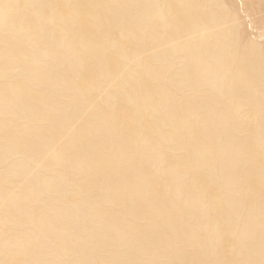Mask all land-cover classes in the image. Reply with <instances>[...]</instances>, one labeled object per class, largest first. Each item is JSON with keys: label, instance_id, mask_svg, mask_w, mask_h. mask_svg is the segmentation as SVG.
<instances>
[{"label": "bare ground", "instance_id": "bare-ground-1", "mask_svg": "<svg viewBox=\"0 0 264 264\" xmlns=\"http://www.w3.org/2000/svg\"><path fill=\"white\" fill-rule=\"evenodd\" d=\"M240 2L241 13L225 0H0V71L13 86L57 83L62 92L72 74L81 101L72 107L83 106L86 126L56 111L52 128L67 133L46 140V151L25 123L14 122L13 133L8 122L0 125V264L28 253L36 254L30 264H112L114 249L126 264L129 244L146 235L139 221L162 240L155 259L141 247L140 264H174L187 256L174 248L178 239L202 242L191 229L203 219L234 221L237 264H248L247 242L264 218V46L247 37L245 24L264 26V0ZM68 37L88 45L75 53ZM100 71L110 89L106 113L86 92L93 79L103 83ZM62 92L22 89L12 109H0L32 118ZM234 132L237 156L215 154L220 195L210 193L217 177L205 174L204 196L190 197L179 174L197 184L212 140L225 151ZM176 150L188 154L176 158ZM164 166L173 170L172 185ZM208 248L215 263L227 264L221 243Z\"/></svg>", "mask_w": 264, "mask_h": 264}, {"label": "rangeland", "instance_id": "rangeland-1", "mask_svg": "<svg viewBox=\"0 0 264 264\" xmlns=\"http://www.w3.org/2000/svg\"><path fill=\"white\" fill-rule=\"evenodd\" d=\"M227 4L234 8V10H238L241 13L240 8V0H225ZM234 4V5H233ZM50 16V13L47 12V17ZM242 19L244 18V14H241ZM22 20H25V17H19ZM103 22L106 25L110 24V19L107 15V13H103L101 16ZM84 20L88 23L89 18L85 17ZM94 20V17H93ZM111 25V24H110ZM246 32L247 37L250 36L252 39H254V42L262 43V46H264V26H261L259 24V21H254L253 23H250V21H246ZM5 34V31L2 32V36ZM57 35V33H56ZM58 38H61L59 35H57ZM69 42L72 45L73 50L75 53H81L88 45V43L83 40L80 42L77 37L76 38H69ZM119 43H123L122 40L117 39ZM58 49H64L63 47H58ZM59 54H65L64 52L60 51ZM90 55H87V58ZM6 75H4L0 71V108L8 107L12 109V105L14 104L15 100L19 99L20 96L18 95L19 90L25 89L27 91L35 92L38 90L39 86H43L46 90L52 91L55 89H60L62 92V87L60 84L54 83L52 85H46L40 82L32 81L23 82L24 84L13 86L14 83H11L10 76L8 75L7 71ZM83 72H87L86 69ZM81 72V73H83ZM103 76V83H99L97 80L93 79V81L88 85L86 92L90 95H92L96 100V105L98 108L101 109V112L106 113L111 107L108 106V104L105 102V99L103 98V95L110 90L107 83V77L104 75L103 71H100ZM6 77V79H4ZM13 80L17 81L19 79V76L12 77ZM76 79L73 77L72 74H70V77L67 80V86L64 87V91L62 93H56V101L48 109L45 108L46 105H38L36 108H34V116L32 118H28L25 113L21 112L19 110V113H15L13 110L11 112H4L2 109H0V125L4 122H8L10 124L9 128L7 127V131L9 133H13L16 131L14 122H20L26 124L27 132L29 133L30 139L32 142H35L38 144V148L44 147V149L47 151V147L45 145V141L50 138H56L60 133L66 134L67 132L63 129L62 126L59 124L56 125L54 128L52 126L55 125V113L56 111L63 113L67 117V121L71 124H74L78 126L79 128L86 127L85 125L81 124L80 116L83 106H80V108H73V104H78L80 100V95L75 90V81ZM17 87V89H16ZM19 87V89H18ZM66 94H70V97L66 98L63 97ZM22 95V94H21ZM30 102H33L31 100ZM29 102V103H30ZM40 102V101H38ZM21 106H24V103H20ZM72 107V109H71ZM79 118V122H78ZM192 126L196 130H202V126L199 125L195 120L191 121ZM2 129V128H1ZM90 130V129H89ZM165 131L168 132V129L165 128ZM43 136L42 137L40 136ZM6 139L1 142L0 145H2ZM213 145L210 147L208 153L205 155L207 162H203L200 165V170H197L198 173V181L197 184L194 185L192 178H190L187 175H180V178L187 180L186 188L191 192L190 197H198L204 196V193L198 189V187L201 184V176L205 174H211L213 175V169L216 165L215 161V154L217 155L218 159H221V156L223 153L230 154L227 150H232L233 153L237 156V132H234L230 134L229 140L223 144L225 151L222 149L217 150L219 147V139H213L212 140ZM65 147L69 146V149L67 150V154L69 155L70 150V144H64ZM227 149V150H226ZM25 148L23 151H26ZM20 153V152H19ZM176 158L178 157H184L187 156L188 153H186L184 150H176L175 151ZM177 161V159H176ZM178 163V161H177ZM217 168V167H216ZM167 175V179L172 185L174 181H177L175 176L173 175V170H170L169 167L164 166L163 167ZM218 169V168H217ZM178 176V177H179ZM214 176H216L214 174ZM217 177V176H216ZM203 186L204 183H203ZM223 184L221 183V180L217 177L216 181L213 183V189L210 190V193L213 197L216 195H220V192L222 191ZM229 193L232 196V193L229 191ZM59 196V194H57ZM209 215V213H208ZM235 226L236 223L232 221L230 224H227L226 226L224 224H213L210 220L203 219L201 223L196 224L195 226H192L191 231L198 236L199 241L202 240L201 243L197 244L195 247L191 246L186 238L182 237L178 239L175 243V249H178L183 252V254H186V259L181 260L177 259L174 264H218L214 262V259L212 258V254L214 253L210 248V246H214L217 243H221V247H223L224 255L226 256L227 264H237L240 263V260L238 258V253L240 249V239L238 237V234L235 233ZM136 227L144 230L146 232L145 237L142 239H137L136 242L129 244L127 256H126V264H140V260L143 258V251L141 250V247L144 246L148 250V256L151 259H155L158 257L160 245L162 243V240L158 238V236L150 232L148 230L147 224L145 221H139L136 223ZM217 229L219 233H213L208 236V234L213 230ZM2 227L0 226V234L3 232L1 231ZM18 231H21V228L18 229ZM253 236L248 240L247 246L248 251L246 252L247 262L248 264L253 263H261L264 264V218H261V222L257 225V227L254 230ZM217 235L218 241L213 242L214 236ZM209 240H211L209 244ZM56 245H59L60 242L58 240H52ZM67 246V245H66ZM19 252H17L18 254ZM101 260V253L99 256ZM36 259V254L34 253H28L22 258H19V260L15 261L14 264H30L32 260ZM238 261V262H237ZM18 262V263H16ZM52 264H54V261L52 259ZM69 263L73 264L74 260L69 259ZM112 264H121L118 258L117 251L114 249L112 254Z\"/></svg>", "mask_w": 264, "mask_h": 264}]
</instances>
